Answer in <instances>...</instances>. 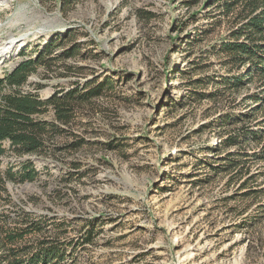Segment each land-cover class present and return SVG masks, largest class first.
<instances>
[{
	"label": "rangeland",
	"instance_id": "1",
	"mask_svg": "<svg viewBox=\"0 0 264 264\" xmlns=\"http://www.w3.org/2000/svg\"><path fill=\"white\" fill-rule=\"evenodd\" d=\"M216 4L0 0V44L18 39L0 76L48 46L20 93L61 102L95 88L64 100L65 122L53 105L34 116L52 123L39 150L19 156L4 141L0 169L28 159L37 175L8 182L0 211L67 222L57 232L72 264H264V213L253 227L243 222L264 193L243 197V175L228 185L236 170L221 169L237 150L222 143L235 128L264 130V105L255 110L252 96L261 88L256 76L236 88L220 81L246 65L224 64L216 52L238 25ZM225 115L242 120L222 125ZM257 182L264 188V174Z\"/></svg>",
	"mask_w": 264,
	"mask_h": 264
},
{
	"label": "trees",
	"instance_id": "2",
	"mask_svg": "<svg viewBox=\"0 0 264 264\" xmlns=\"http://www.w3.org/2000/svg\"><path fill=\"white\" fill-rule=\"evenodd\" d=\"M216 2L215 7L221 10V13H232L234 22H238L237 26L231 28L228 36L216 45V52L223 55L224 64L246 65L242 72L222 77L220 81L225 87L236 88L242 83L241 77L251 79L252 76H256L261 90L252 96L256 103L261 102L255 110L260 109L264 105V0H216ZM46 48L43 52L39 50L33 58L20 60L12 69L0 76V155L5 152L3 145L5 140L19 156L39 150L43 146L42 133L47 131L52 123L36 119L34 116L43 112L48 105H53L58 118L65 122L68 119L65 99L89 97L95 93V88H90L79 97L70 90L66 92L61 102L56 95L40 99L37 94L20 93L19 87L26 81L28 74L34 70L36 63L41 62L40 59L47 55ZM3 87L6 88L4 92ZM222 118H224L222 123L228 124L242 120L241 118L232 120L231 116L227 115ZM263 141L264 130H254L241 124L222 142L223 148L237 147V150L228 152L223 158L226 162L221 168L222 171L236 170V173L231 171L227 184L243 175V182L239 187L240 189L247 187L242 194L246 198L257 199L264 193V188L257 187L260 186L257 182L260 175L264 174V164L259 166L261 170L257 172H252L250 166L247 167V164L254 160L264 163ZM249 143H257L259 147L255 152L248 154L243 151L242 146ZM36 175L37 170L28 159L21 161L18 168L7 166L0 169V198L8 195V182L31 181ZM250 181H254L253 186L249 184ZM251 205L248 203L243 210L245 213L248 212L243 220L247 227L259 224L264 213V203L254 202ZM254 205L255 208L251 210ZM66 224L65 221L55 222L36 217L23 209L12 218L0 211V264H72L73 260L66 259L69 244L66 245L65 240H59L57 232L66 230ZM90 232V229L84 231L85 240L90 239Z\"/></svg>",
	"mask_w": 264,
	"mask_h": 264
},
{
	"label": "bare ground",
	"instance_id": "3",
	"mask_svg": "<svg viewBox=\"0 0 264 264\" xmlns=\"http://www.w3.org/2000/svg\"><path fill=\"white\" fill-rule=\"evenodd\" d=\"M18 39L14 36H9L3 43L0 44V63L2 62V58H4L5 54L9 51V48L13 46Z\"/></svg>",
	"mask_w": 264,
	"mask_h": 264
}]
</instances>
